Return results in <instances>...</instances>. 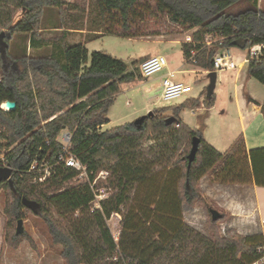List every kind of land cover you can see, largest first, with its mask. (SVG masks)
Listing matches in <instances>:
<instances>
[{
  "label": "trees",
  "instance_id": "obj_1",
  "mask_svg": "<svg viewBox=\"0 0 264 264\" xmlns=\"http://www.w3.org/2000/svg\"><path fill=\"white\" fill-rule=\"evenodd\" d=\"M86 1L81 0L79 5L67 0H0V104L5 100L16 103L10 111L0 107V125L4 128L0 138L5 140L0 143V153L4 163L13 169L10 183L0 182L6 194V242L16 246L27 239L33 245L25 231L15 233V221L28 212L46 222L52 242L62 246L60 255L65 264L258 261L264 255L263 235H219L217 224L228 214L220 210L221 217L211 219L210 210L215 205L202 195L199 180L210 175L221 183L252 181L264 186V147L246 151L239 136L226 151L220 152L202 137L207 112L198 117L199 125L194 129L179 117L183 108L212 106L214 92L205 93L202 103L188 98L177 106L152 109L139 123L102 129L121 84L138 78L127 63L102 50L89 53L82 43H65L62 37L53 41L50 53L35 56L24 51L19 55L9 52L14 36H28V46L33 50L48 44V39L39 36L47 8H57L62 18L67 10L84 12ZM88 1L96 4L101 14L105 10L117 11L124 26L137 2ZM156 1L169 20L199 28L191 42H182L181 50L186 62L193 50L194 65L203 70H212L215 53L236 47L232 42L237 38L246 39L244 49L264 43V11L257 0H248L252 4L236 13L227 9L241 0ZM72 23L66 22L67 28L80 29ZM109 33L114 32L101 34ZM205 35H211L208 45L203 41ZM246 70L247 75L264 85V52L260 58L248 57ZM261 109L264 110V103ZM171 116L173 120L167 123ZM62 130L71 134V152L85 165L90 182L99 171L108 173L105 185L100 179L94 184V189L110 188L109 195L99 200V207L93 205L96 193L88 182L71 184L78 175L72 167L54 165L42 183L34 182L28 172L36 157L48 156L50 163L56 162L61 149L57 137ZM193 136L199 143L188 164ZM149 138L161 140L160 150L166 153L161 154L163 161L158 147L144 146ZM148 153H154V158ZM22 198L32 205H24ZM183 204H199L206 209L210 235L184 221ZM112 213L121 215L117 240L107 223Z\"/></svg>",
  "mask_w": 264,
  "mask_h": 264
},
{
  "label": "rangeland",
  "instance_id": "obj_2",
  "mask_svg": "<svg viewBox=\"0 0 264 264\" xmlns=\"http://www.w3.org/2000/svg\"><path fill=\"white\" fill-rule=\"evenodd\" d=\"M67 1H77L79 5L82 3L81 0ZM85 3L84 12L67 10L66 15L62 16V18L57 8H47L42 17L41 26L43 28L39 30V36L48 39V44L41 49L33 50L28 46V36H14L9 42V52L13 55H19L24 51L26 54L37 56L50 53L52 51L53 41L58 40L60 37H62L65 43L79 40L78 37H76V33L63 30V28H67L68 26L66 22L68 23L70 21L73 22L72 24L74 27L82 28L86 32L84 40L96 35L93 34L92 31H97L98 33H103L105 31L114 32L101 34L87 40L86 47L90 51L102 50L120 58L127 63L129 70L134 69V71H136L138 78L121 84V91L116 95L110 116H108L111 122L105 128L124 124V122H135L136 119L146 115L157 107L180 105L185 100L186 96L192 95L199 88H203L197 96L198 101L202 103L206 93L205 87H207L209 81L207 74L195 72L178 74V78L185 83L191 84L194 90L173 100L166 101L161 98L160 88L157 87L154 81L156 74L144 78L139 72V63L146 58V56L153 54H167L171 60L169 61L170 65L177 66L180 64L183 53L181 50L175 49V47H177L175 43L180 42V44H182V42L186 41L188 36L192 40L194 34L199 29L198 27L190 28L187 25H180L169 20L166 14L159 9L156 0H137L134 8L128 14L125 26L117 11L105 10L104 14H101L96 4L88 0ZM257 3L259 7V0H257ZM251 4L252 3L248 0H241L230 6L227 11L236 13ZM260 5L264 11V0H260ZM68 14H72L73 16L69 17ZM208 39L211 40V35L203 36V41ZM233 48L236 49L234 52L235 60L239 58L238 54H247V50L244 48ZM172 49L173 51L168 53ZM187 67L184 66V68ZM2 104L3 102L0 104L1 107ZM225 105H227L226 102L218 103L217 108L214 110V116L211 119L212 122L215 121L218 123L217 115L220 114L222 109L226 108L228 111L230 110V108ZM113 113L123 116V118L119 121L114 120ZM170 113L171 112H167L165 114L170 115ZM201 113H204L201 108H196L192 111L189 107H186L180 111L179 117L189 126H193L195 123L199 122L198 117L202 115ZM0 132H4V128L1 127V125ZM62 133L63 131L59 133L58 139H61ZM4 141L3 138H0V143H4ZM160 141L161 140L156 141L149 138L144 141V146L148 147L154 145L158 147V155L161 161H163L164 156H161V154L166 155V153L162 148L160 150L162 144ZM147 155L150 158H154L155 156L154 153H148ZM3 162V153H0V166L3 165ZM156 168H158L157 165ZM104 178L99 177L97 179L103 182ZM79 183H82V179L75 178L71 182V184L74 185ZM102 184L105 185L104 182ZM98 190L100 192H98ZM95 192L98 194L100 193V199H102L109 195L110 188L100 186L95 188ZM144 192L145 190H142L141 195H143ZM5 200V189L2 184H0V264H65L60 255L62 246L52 242L46 222L41 217L33 215L32 213L26 212L21 219L23 220L24 231L32 239L33 245H31L27 239H22L16 246L6 242L5 225L7 217L4 213ZM93 205L95 207V203H93ZM213 205H215L214 209L217 211H223V209L217 207L216 204ZM118 215L119 216L112 213L107 219L111 233L117 238L121 230V215ZM200 220V228L210 235V231L207 228L208 213L206 218H200ZM16 222L17 221H15V227ZM217 230L221 236L229 237L232 235L230 232H225V229L219 223L217 224Z\"/></svg>",
  "mask_w": 264,
  "mask_h": 264
},
{
  "label": "crops",
  "instance_id": "obj_3",
  "mask_svg": "<svg viewBox=\"0 0 264 264\" xmlns=\"http://www.w3.org/2000/svg\"><path fill=\"white\" fill-rule=\"evenodd\" d=\"M259 8L262 9L260 0ZM63 30L76 33V37H78L79 40L70 43H82L85 47L87 40L101 34L97 31H92L93 34L96 35L84 40L86 32L82 28H63ZM175 44H177L175 49L181 50L180 42ZM87 50L89 53L91 52L88 48ZM235 50L236 49L233 47L228 48V52L233 58ZM172 51L173 49L168 53ZM238 55L239 58L236 60L239 62L238 67L217 73L213 91L215 96L213 105L210 107H206L203 104L195 106V108H201L204 113L207 112L204 118L205 126L202 130V137L220 152L226 151L239 136L243 138L246 151L264 147V110L261 109V104L264 103V85L255 78L247 75V61L242 62L245 53H240ZM165 56L168 62L167 67L156 73L154 78L157 87L160 88V92L161 80L168 70H177L178 73H176L175 79L181 82L183 81L178 78V74L194 72L207 74L205 70L197 66L189 65L185 61L184 56L177 66L174 64V66L170 65V58L167 54ZM184 66L190 67L184 68ZM202 89L203 88H199L192 95L186 96L185 100L188 98L198 99L197 96ZM193 90L192 86L191 92ZM219 102H226L227 105L225 106L230 108V110L228 111L226 108L222 109L220 114L217 115L218 123H216L215 121L212 122L211 119L214 116V110L217 108ZM112 106L107 112L108 122L101 125L102 129H107L105 127L111 122L108 116H110ZM113 118L119 121L123 116L113 113ZM186 125L194 129L198 127L199 122L195 123L193 126ZM199 187L202 195L205 196L209 202H213L217 207L223 209V211L228 214L227 218L219 223L225 229V232L227 231L232 234L239 233L241 235L262 234L264 238V186H258L252 181L244 184L221 183L213 180L210 175H204L199 180ZM95 207H99V201L95 204ZM115 214L119 216L118 213ZM182 214L187 224L208 235L200 228V218L204 219L207 216V211L203 206L199 204H195L194 206L183 204Z\"/></svg>",
  "mask_w": 264,
  "mask_h": 264
},
{
  "label": "built area",
  "instance_id": "obj_4",
  "mask_svg": "<svg viewBox=\"0 0 264 264\" xmlns=\"http://www.w3.org/2000/svg\"><path fill=\"white\" fill-rule=\"evenodd\" d=\"M192 40L188 36L185 42H191ZM211 40H205V43L208 45L210 44ZM247 54L242 59V62L248 61V57L250 58H260L264 52V43L253 44L249 48L246 49ZM191 56L188 59V64L194 65L195 59L193 58L194 51H190ZM167 58L163 54H154L144 58L139 63V72L140 74L147 78L151 75H154L164 68L167 67ZM239 66V62L236 61L233 56L228 52V48H223L218 50L215 55L213 56V69L212 70H205L206 73L209 71H215L216 74L222 71L231 70L235 67ZM178 73L177 70H168L165 76L161 80V98L163 100L169 101L175 98H178L184 94H188L192 90L191 84H185L181 81L175 79V75ZM1 107V106H0ZM2 108V107H1ZM6 110L5 108H3ZM194 111L196 108L195 106L190 108ZM57 141L60 143L61 149L57 154L56 162L50 163L48 160V156L40 159L39 157L34 158L31 162L28 172L33 175V181L37 183H42L45 179L51 174L54 165L63 164L64 166L72 167L76 171H78V175L76 178L82 179V182H88L90 187L93 189L94 193V184L97 178L102 177L104 178L107 176V172L101 170L98 172L96 177L93 179L92 182L89 181L88 172L86 170L85 165H83L76 155L71 152V134L64 130L61 139L57 138ZM4 162L3 165L4 166ZM6 165V164H5ZM98 192H100L98 190ZM101 195L100 193L95 194V200L93 203H98L100 200ZM115 240H117L116 236H113ZM253 264H264V255Z\"/></svg>",
  "mask_w": 264,
  "mask_h": 264
},
{
  "label": "water",
  "instance_id": "obj_5",
  "mask_svg": "<svg viewBox=\"0 0 264 264\" xmlns=\"http://www.w3.org/2000/svg\"><path fill=\"white\" fill-rule=\"evenodd\" d=\"M233 45H235L236 47L239 48H244L246 45V39L243 38H237L235 39L233 42ZM208 75V84H207V89H206V93L207 95H210L215 88V83H216V78H217V74L215 71H209L207 73ZM4 107L6 110L10 111L15 109L16 107V103L15 101L12 100H5L3 102ZM150 113V112H149ZM147 113V114H149ZM143 116H141L140 118L136 119L135 122L139 123V121L141 120ZM173 120V117H169L167 119V123L171 122ZM198 143H199V139L196 136L192 137L191 140V148L189 150V153L187 154V160H188V164L191 163V161L194 159L197 148H198ZM13 169L7 164L4 166H0V182L2 181H7V182H11V175H12ZM22 203L26 206H31L32 203L31 201L27 200L26 198H22ZM210 214H211V219L212 220H216L217 218L221 217V214L219 213V211H217L216 209H211L210 210ZM24 231V227H23V220L21 218H19L16 222V234H20Z\"/></svg>",
  "mask_w": 264,
  "mask_h": 264
},
{
  "label": "bare ground",
  "instance_id": "obj_6",
  "mask_svg": "<svg viewBox=\"0 0 264 264\" xmlns=\"http://www.w3.org/2000/svg\"><path fill=\"white\" fill-rule=\"evenodd\" d=\"M4 107V104H2V108Z\"/></svg>",
  "mask_w": 264,
  "mask_h": 264
}]
</instances>
